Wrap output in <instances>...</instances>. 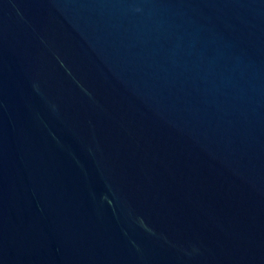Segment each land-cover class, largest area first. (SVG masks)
<instances>
[{"label": "water", "instance_id": "1", "mask_svg": "<svg viewBox=\"0 0 264 264\" xmlns=\"http://www.w3.org/2000/svg\"><path fill=\"white\" fill-rule=\"evenodd\" d=\"M0 264H264V0H0Z\"/></svg>", "mask_w": 264, "mask_h": 264}]
</instances>
